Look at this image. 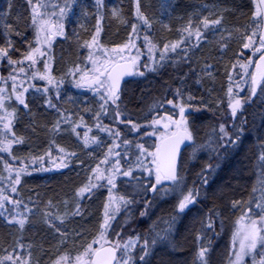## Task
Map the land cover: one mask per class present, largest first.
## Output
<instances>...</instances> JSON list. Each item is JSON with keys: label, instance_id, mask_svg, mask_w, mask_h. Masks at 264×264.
<instances>
[{"label": "trees", "instance_id": "16d2710c", "mask_svg": "<svg viewBox=\"0 0 264 264\" xmlns=\"http://www.w3.org/2000/svg\"><path fill=\"white\" fill-rule=\"evenodd\" d=\"M12 1L11 28L15 33H29L31 43L35 26L32 22L34 8L32 10L29 0ZM104 1L119 3L123 9L124 20L123 23L119 24L110 17L108 11L104 12L100 37L109 46L123 44L128 39L129 28L134 22L131 0ZM250 1L177 0V6L179 12H182V9L186 8L185 11H187L193 4L214 2L220 8L225 9L220 13L224 15V23L234 27L245 24L252 27L254 23L249 19ZM79 2V6L83 7L82 14L90 28L88 33H83L77 31L76 28H73L74 25L69 23L65 27L66 35L64 38L55 43L52 51V65L53 75L58 81L72 80L81 71L83 68L82 55L86 50L84 45L92 39L97 28V15L95 8L90 4L91 2L88 0H79ZM34 3L37 5V0H34ZM141 8L148 15L149 10L143 5ZM39 10L41 9L37 5L35 11L40 12ZM258 22H256V29L259 26ZM160 29H163L161 23H156L151 28V41L155 44H158L157 37ZM142 31H146L144 27ZM72 32L74 34H71ZM166 35L169 36L170 33L166 32ZM19 36L16 38L18 41ZM140 41L141 47L144 48ZM29 46L30 44L28 46H22L19 43L16 45V50L11 54V60L16 61L13 63L15 64L14 69H20V59L28 54L33 45ZM219 46L220 44L213 45L202 51L189 50L188 58L178 57V61L174 56H164L155 71L147 72L144 78L132 79L124 85L128 89L121 94L122 100L118 102L114 115L118 124L116 133L122 131L128 137L136 132L153 130L151 127L164 128L163 124L168 122L169 118L171 120L176 118V115L170 114L173 109L164 113L159 111L164 97L167 98L165 100L167 102L175 95L180 96L182 94L188 107L198 116V119L207 122L204 128L207 130V136L211 132L216 136L217 144L214 148L216 149L214 157L218 160L223 157V160L218 168H212L214 159L211 161L212 163L205 166L206 171L201 178L207 179L205 181L207 183L205 185L201 182V191L205 193V196L199 198L202 212L197 223L202 239L201 246L208 250L205 254V260L208 264L228 263L229 257L225 254L226 249L218 250L217 247L221 241L219 235H223V231L228 230L230 223L237 215V211H232L233 205H238L237 203L245 205L246 202L255 203L256 206L260 205L257 206L260 214L256 222L259 230L264 231V225H261L264 208L259 201L261 188H264V160L260 159L261 155L264 154V81L255 98L244 93L245 101L241 103L242 106L233 117L228 103L237 90L242 91V88H245L246 79L243 78L244 73L241 71L244 57L236 55L233 59L227 60L226 58L231 54V49L227 48L228 50L223 53ZM178 50L179 48L176 52ZM15 52L20 55H16ZM261 52H264V49ZM174 60L175 63H180L177 68L172 66ZM6 63V59L0 61L3 80L8 76ZM53 91L54 89L47 94L46 100H32L29 107L19 117L14 130L13 136L22 141L19 146L24 153V160H21L23 158L16 160L15 165L26 170L19 186L16 187L10 179H3L0 182V194L13 201L11 209L18 210L20 214L26 213L27 219L29 218L26 225L31 226V228L21 229L22 231L19 233L20 238L23 239L21 242L27 244L30 241L29 236L31 238L36 237L39 239L36 241L39 246H32L30 252L28 247L19 243L20 248L5 250L7 237L4 228L0 225V260H3V264H11V261L4 259V257L16 256L18 251H20L19 256L23 255L22 258H25L24 262L27 264H58V262L60 264L68 257L74 256L76 247L89 242L100 227V218H97L100 210L94 205L99 198L97 196L100 187L97 189L89 188L90 183L85 180L87 177L85 175L88 173L89 176H92L90 174L97 170L99 158L103 157L102 149H96L95 142L97 140L91 141L95 130H98L105 123L103 119L97 118L93 108H84L82 112L85 119L84 129L77 127L75 136L64 131L62 134L54 132L52 128L54 123L58 121L59 124L67 123L68 118L66 120L64 118L68 117L70 109L69 105L66 104L64 107L54 99ZM157 103L160 105L155 110ZM117 111L121 114L119 117L116 115ZM72 113H74L73 110ZM154 120H160V123L153 124ZM133 125L137 127L133 128ZM221 125L224 126L228 136L236 140L235 144L223 137L220 131ZM85 134L89 140L87 146L85 145ZM131 142H142V140H132ZM29 160L31 162L35 160V162L30 163ZM3 163L8 166L11 161L4 156ZM57 165L61 166L57 167ZM198 166L200 167L199 163L196 162L194 171H197ZM83 168L82 172H76ZM202 168L201 165L200 169ZM145 181V179H122L118 181L119 186L116 187L115 195L117 198H123L124 202H128L125 209L121 206L116 215H111L107 225L110 229L108 235L112 238V242L119 244L123 239L121 236L126 235L129 230H133L140 239L138 246L144 248L146 243H150L152 236H155L158 242L164 243L162 246L173 247L174 243L171 246L167 239L176 227L177 217L176 215L170 216V213L167 212V202L161 201V203H157L160 204L159 210L156 214L154 213L155 223H151V218L154 215L151 217V210L145 211L144 208L145 204L151 200L148 192L149 186L145 185ZM135 185L137 187H134ZM86 186L90 189L87 194L84 197L78 195L80 189ZM13 187L16 188L15 193L12 191ZM101 190L103 192V189ZM90 196L91 198H87ZM75 197L82 198L76 210L66 209L65 211L69 210V213L63 211V215L59 217L68 214L67 218L59 220L54 214V220H50L55 206L60 208L63 202L70 204ZM15 201H19V205H16ZM3 203L2 214L9 206L7 201H3ZM155 205L153 204V207ZM77 211L79 214L74 215L73 213ZM178 222L181 225L177 232L180 233L183 230V221ZM46 224H48L49 229ZM53 233L55 234L53 235ZM14 236L16 235L14 234L10 238L16 239ZM197 239L195 233L186 235L183 253L190 252L196 245ZM216 248L217 250H215ZM2 249L4 250L1 252ZM173 250L175 251V248ZM253 250L252 248L251 251ZM195 255L194 253L193 256ZM250 257L245 258L244 264H251ZM138 263L143 264V260Z\"/></svg>", "mask_w": 264, "mask_h": 264}, {"label": "rangeland", "instance_id": "374dc122", "mask_svg": "<svg viewBox=\"0 0 264 264\" xmlns=\"http://www.w3.org/2000/svg\"><path fill=\"white\" fill-rule=\"evenodd\" d=\"M88 1H90V4L95 8L97 15L96 24L100 30L103 23L104 12L106 11H108L110 17L116 20L119 24L123 23V9L119 3L106 2L104 0H100L99 3H97V0ZM12 2V0H1L0 3V49H4L7 52L6 56L0 54V61L6 59L7 63L5 66L8 73L7 78L2 81L0 87V147H4L8 141L17 140L14 138L13 134L22 112H25L32 100H46L47 94L52 89H54V99L60 102V105H64V107H66V104L69 105L70 109L67 123L59 124V131L56 130L57 122L54 123V126L52 127L54 132L62 134V131H64L75 136L76 133L73 132L72 129L76 125H80L79 127L84 129L85 127L83 123L85 122V119L82 115L84 108H93L96 111L94 114L96 113L97 118L103 119V122L105 123L103 126L99 127L98 130H95L96 132L93 136V138L97 140L95 142V146H97L96 149H102L103 157L99 158L96 167L97 170L90 174L92 176H89L88 173L85 175L87 176L85 180L90 183L89 188L97 189L100 187V191L98 192L99 195L97 196L99 198L94 204L100 210L97 217L100 218V227L96 230V233L89 242H85L81 246L76 247V254L74 256H71L70 258L68 257L60 264H91V258L94 252L88 251L89 246L91 245L93 250H97L106 244H112L117 248L119 256L116 264H122L123 261H127V264H139L138 262L141 261V256H144L143 264H202V261L199 258V253L202 249V239L200 228H198L199 226L197 227V223L202 212L199 198L200 196L204 197L205 193L201 191L202 189L200 186L201 182L205 185L207 183L205 182L207 179L201 178L206 171L205 166L212 163L211 161L214 159L215 161L212 168L215 169L220 167L219 165L223 160V157H220V160L214 157L216 153V149L214 148L217 144L216 136L212 132L207 136V130L204 129L207 122L198 119V116H196L188 107L186 99L182 97V94L180 96L175 95L172 99L167 100V102H165L167 98L164 97L161 105L157 103L155 105V110H157V108H159L158 105H160L159 111L161 113L173 109V112L170 113L176 115V118L174 117L173 120L180 119V107H184V117L187 121L186 126L193 136V144L181 155L178 167V180L174 182L164 181L163 183L156 185V191H152V185L155 184V165L152 163L153 157L147 155V153L156 151L160 136L167 134L166 130L158 126L151 127L153 130L150 129L149 131H142L139 133L134 132L135 134L131 137L126 136L125 132L119 131V136H117L116 127L118 124L114 115L118 102L122 100V95L119 96V100L112 103V101L108 100L105 95L107 85L101 87L99 84L92 83V81L94 77L99 75L95 69L111 67L118 61L131 60L132 57L137 56L138 59L135 63L136 74L134 80H139L142 77L144 78L147 72H153L156 70L163 60L161 59L162 55L174 56L176 60L178 57L187 59L189 56V50L202 51L213 45L220 44L219 49L223 53L228 49H231V54L226 58L227 60H231V58L233 59L236 55L241 56L244 57L242 65L246 66L241 68V71L244 73L243 78L246 79L245 88H242L243 92L237 90L228 103V107L232 113L230 104L234 103L237 99L243 103L245 101V98L243 97L244 93L251 96L250 80L253 65L256 58L261 53V51H254V49L259 47V32L261 27V14L256 15L258 11L260 13L257 1H250L249 19L254 23L252 27L249 24L234 27L231 24L224 23V15L220 13L225 9L220 8L219 5L214 2L193 4L187 11H185V8L182 9V12H179L177 0H131V11L134 17V22H132L129 28L130 33L128 39L123 44L109 46L101 39V31H99L97 35L96 28L93 35V37H96V42L93 43L92 37V39L87 41L84 45L86 50L82 55L83 68H81V71L78 72L75 78L72 80L68 79L65 82L63 80H56L53 75L52 51L55 43L63 39L66 35L65 27L69 23L73 24V28H76L77 31L88 33L90 27L87 24L86 18L82 14L83 7L79 6V0H37L38 8L41 10H39L40 12L37 11L39 15L35 16L36 23H34V36L31 39V43L29 40L31 37H29V33H15L11 28L12 21L10 15L12 11ZM30 4L32 10L34 7L35 10H37V5L34 3V0H32V3ZM141 5L149 10L148 15L142 10ZM137 7H139V13L147 20V23L140 19V16L137 14ZM61 8L65 9L63 13L60 11ZM204 19H207L208 21L220 19V24H209L208 28H205L203 24ZM41 21H47V23L43 25V31H40ZM256 22L259 24L257 29ZM156 23H161L163 28L159 30L160 33L158 32V44L153 43L150 36L151 28ZM61 25L62 27H60ZM134 25L135 31H133ZM143 27L144 30H146L145 32L142 31ZM197 27L200 28L202 32V37L199 41L195 38V35L189 36L188 31H186V29L194 30ZM166 32L170 33V37L166 35ZM252 33H255V36L252 37L254 43H252L249 48H244V43L248 42L245 37L251 36ZM71 34L74 33L72 32ZM17 35H20L19 41L16 39L18 38ZM139 40L143 43L144 48L141 47ZM18 43L22 46H28V44H30L29 47L33 45L28 54L32 53L36 48L40 49V52L33 53L35 63L31 60L25 59L28 54L20 59V69L23 68V72H21L20 69H14L15 64L9 63V60H11V54L16 50V45ZM89 44H92L91 48L88 47ZM172 44H177L178 47L175 50H172ZM125 45L128 47L125 48L123 53L113 51V49H120ZM165 45L169 46L167 50L165 49ZM178 48L179 50L176 52ZM175 52L176 54L174 55ZM15 54L20 55L16 52ZM122 55L125 56V59L120 58ZM90 56L91 59H89ZM93 60L95 61V65L93 64ZM179 64V62L175 63L174 60L172 66L173 68H177ZM85 73H87V75L81 80V77L84 76ZM140 73L143 74L141 75ZM42 75L49 76L53 82L49 83V80L41 79L40 77ZM13 77H15V79H13ZM104 79L105 77H100V80ZM78 81L81 84L80 87H77ZM25 88L27 89L26 92L23 91ZM45 89H47V91H45ZM127 89L128 87L124 86L122 93L123 91H127ZM21 92H23L22 98L25 104H27V107L16 99V96ZM106 100L107 103L105 102ZM169 101L172 103H169ZM72 110L74 113H72ZM6 123L9 124L10 130L4 128ZM171 127L174 128L175 125H172ZM101 128L107 130H101ZM114 131L115 133H113ZM138 139L142 140V142H131L132 140ZM117 144L120 146L116 147L115 145ZM138 145H143V155H141V150ZM110 149L111 154L109 153ZM116 153H119V155H116ZM4 156L10 159V165H4ZM23 157L24 153L21 150L19 143L17 144L13 142L7 151H0V182L3 179H10L14 182L18 173L20 181L22 180L26 170L19 165H15V162ZM137 157L144 161L143 166L138 165ZM21 160H24V158ZM105 161L107 162L105 163ZM116 161L120 162L118 167L121 168V172L127 170L130 166L133 167L134 170L132 176H124L121 173H117L115 171ZM33 162H35V160L32 162L30 161V163ZM196 162L199 163L200 167L198 166L197 171H194L193 168L196 166ZM201 165L203 166L202 169H200ZM146 169H152V174H149ZM82 170H84V168L78 169L76 172L80 173ZM109 178H112V184L108 183ZM122 179L146 180L145 185L149 186L148 192L151 200L145 204L144 208L145 211L151 210V217L154 213L156 214L157 210H159L158 208H160V204L157 203H161V201L167 202V212L170 213V216L176 215L177 217V223L175 224L176 227L172 230L171 236L169 235L167 239L171 246L174 243L173 247L162 246L164 243L158 242V239L155 236H152L150 243H146L144 248L138 246L140 239L135 235L133 230H129L126 232V235L121 236L123 239L122 242L119 243V247H117L116 242H112V238L108 235L110 229L108 227L102 228L106 219L105 206H108V222L111 219V215H116L121 206L123 209L126 208L127 204L115 195L116 187L119 186L118 181H121ZM100 182L102 183L99 184ZM113 184L115 185L114 187ZM15 186L18 187L19 184H15ZM134 187H137V185ZM101 189H103V192ZM261 189L262 192L259 194V201L263 204L264 208V188L262 187ZM189 192L194 194V200L192 203L187 204L183 211H180L178 205ZM86 194L87 191L83 193L82 197ZM87 198H91V196ZM80 200H82V198L75 197L70 204L63 202L60 208L55 206L53 209V215L50 216V220H54V214H56L59 220L67 218L68 214L63 217L59 216L63 215V211L69 213V210L65 211L66 209L70 208L76 210L81 203ZM11 204L12 203L8 202V208H6L4 213L0 215V225L4 228L7 237L5 250H12L15 249V247L18 248V244L21 243L20 245H25V247H28L31 252L33 247L39 246L36 243L39 239L36 237L31 238L29 236L30 241H28V243L26 242L27 244L21 242L23 240L19 236L20 231H22L21 228L18 223H9V220L13 217H15L16 220L23 217L25 218L23 228H31V226L26 225V223L29 222V218L27 219L26 213L20 214L18 210L11 209ZM153 204L157 205L153 207ZM237 204L238 205L232 206V211H237V215L230 223L228 230L223 231V235H219L221 241L217 248H219L218 250L221 248H223V250L226 249L225 254L229 257L228 263L226 264H244L247 256H251V264H263L264 242H262L261 238H264V231L259 230L257 222L255 225L258 229L256 247L253 248V251H251L252 248L247 247L243 252L241 251V241L244 236L251 231L253 227L252 221L258 220L260 211L255 203L246 202L245 205L242 203ZM57 211L59 213L58 215ZM0 213H2L1 209ZM151 220V223L154 224V221L156 220L155 215ZM178 221H183V230H181L180 233L177 232L178 227L181 225ZM261 221H264V216ZM262 222L261 225H264ZM46 227L48 228V224H46ZM101 233L104 234L103 238H101ZM190 233H195L198 239L196 241V247L193 246L192 250L185 254L182 251L185 243L184 238L186 235L189 236ZM14 234L16 235L14 236L16 239H11L10 237ZM54 234L55 233H53V235ZM247 243L248 242L245 241V244ZM125 245H128V247H125ZM259 247L261 248L259 249ZM173 248H175V251H172ZM217 248L215 250H217ZM3 250L4 249H2L1 252ZM137 252L138 254H136ZM17 253L18 255L16 256H19L20 251ZM194 253L196 254L195 256H193ZM238 256L239 259H237ZM19 257L20 259L16 260V264H27L24 262L25 258H22L23 255ZM78 257L80 258L79 260L77 259ZM204 262L205 264H208L205 257ZM10 263L12 264V262Z\"/></svg>", "mask_w": 264, "mask_h": 264}, {"label": "snow or ice", "instance_id": "6c2138e0", "mask_svg": "<svg viewBox=\"0 0 264 264\" xmlns=\"http://www.w3.org/2000/svg\"><path fill=\"white\" fill-rule=\"evenodd\" d=\"M99 2H100V0H97V3H99ZM29 3H32V0H29ZM260 3L264 4V0H260ZM60 11H61V13H63L65 11V9L61 8ZM137 14L140 16V19L144 20V22L147 23V20L142 15H140L139 7H137ZM259 14L260 13L258 11L256 13V15H259ZM38 15H39V13L35 11V7H34L33 23H36L35 16H38ZM46 23H47V21H41L40 31H43V25ZM203 24H204L205 28H208L209 24H212V25L220 24V19H216V20H212V21H208L207 19H204ZM60 27H62V25ZM99 31H100V29H99V27H97V35H98ZM133 31H135V25L133 26ZM186 31H188L189 36L195 35V38L198 41L202 37L201 29L198 27L195 28L194 30L186 29ZM253 36H255V33H252L251 36L245 37V39L248 42L244 43V45H243L244 48H249L250 45L252 43H254V41L252 39ZM145 39H147V38H145ZM95 42H96V37L94 36L93 37V43H95ZM88 47L91 48L92 44H89ZM127 47L128 46L125 45L120 49H113V51H118L120 53H123L125 48H127ZM168 47H169L168 45H165L166 50L168 49ZM177 47H178L177 44L171 45L172 50H175ZM261 49H264V35H262L260 37L259 47L254 49V51H261ZM36 52H40V49L39 48L34 49L32 53H29L25 57V59L31 60L33 63H35L33 53H36ZM0 54L6 56L7 52L4 49H0ZM120 58L125 59V56L122 55ZM89 59H91V56L89 57ZM137 59H138V56L132 57L130 64H127V65L114 63V66H112V67H104L103 69H100V68L95 69L99 73V75L94 77L92 83L99 84L101 87H105V85H107V87L105 89V95L107 96L108 100H111L112 103H115L117 100H119V95H118L119 79L125 73L131 74V67H133L135 65ZM161 59H164L163 55L161 56ZM259 59H260V61L264 62V52H261ZM9 63H16V61L9 60ZM93 64L95 65L94 60H93ZM242 67H246V66L242 65ZM257 69L259 71L260 79L264 80V63L258 64ZM77 70H79V69H77ZM20 71L23 72L24 69L21 68ZM140 74L142 75L143 73H140ZM86 75H87V73H85L84 76L81 77V80H83ZM101 76L105 77V79L100 80ZM40 78L49 80V83L53 82L52 79L47 75H42ZM13 79H15V77H13ZM109 81H111V84L108 83ZM252 83L254 86L257 84V76L256 75H252ZM80 86H81V84L78 81L77 87H80ZM23 91L26 92L27 89L25 88ZM45 91H47V89H45ZM252 91H253V94H255V87H253ZM229 92H231V89H229ZM22 97H23V92L18 94L16 96V99L21 104H24L25 107H27V104H25ZM105 102L107 103V100ZM169 103H172V102L169 101ZM52 106L54 107V105H52ZM241 106H242L241 101L238 99L234 103L230 104L233 117H235L237 110ZM184 111H185L184 107H180V119L179 120H171V118H169L168 122L163 124V127L166 130L167 134L160 136L161 143H160V145L157 146L155 152H148L147 153V155L153 157L152 163L155 165V173H154L155 174V184L152 185V188H151L152 191H156V185L161 184L162 181H177L178 180L177 171H176V156H177V153L179 151V147L185 140L190 141L192 139V134L186 126L187 121L185 120V117H184ZM116 115H117V117H119L121 114L119 111H117ZM64 119L66 120L67 117H65ZM159 123H160V120H154L153 121V124H159ZM172 125H175V127L172 128L171 127ZM79 126L80 125H76L72 129V131L75 132L76 128ZM136 127H137L136 125H133V128H136ZM4 128L10 130L9 124L6 123L4 125ZM56 130L59 131V121L57 122ZM101 130H107V129L101 128ZM220 131L223 134V137H226L230 143H232V144L236 143V140H234L232 137L228 136L223 125H221ZM77 135H79V134L77 133ZM116 135L118 136L119 132H117ZM13 142L20 143L22 141L20 139H17L15 141H8V143L4 147H0V151H7ZM91 142H95V138H92ZM88 143H89V140L87 139V135L85 134V145L87 146ZM115 146L119 147L120 145L117 144ZM138 147L141 150V155H143V153H144L143 145H138ZM61 151H63V149H61ZM109 153L111 154V149L109 150ZM116 155H119V153H116ZM260 159L264 160V154L261 155ZM106 162L107 161H105V163ZM119 163H120L119 161L115 162V165H116L115 171L117 173H121L124 176H132V172L134 170L133 167L130 166L127 170H124L121 172V168L118 167ZM137 163H138V165L143 166L144 161L142 159H140L139 157H137ZM60 166L61 165H57V167H60ZM64 166H66V165H64ZM146 170L149 172V174H152V169H146ZM97 178H99V177H97ZM19 182H20V176L18 173L15 180H14V183L19 184ZM108 183L109 184L113 183L112 178L108 179ZM114 186L115 185L113 184V187ZM93 187H94V185H93ZM88 190H90V189L86 186L85 188L80 189V191L77 194L82 196L83 193L85 191H88ZM12 191L15 192L16 188L13 187ZM121 199H123V198H121ZM193 200H194V194L192 192H189L186 196H184L183 200L179 203V205H178L179 210L183 211L184 208L187 206V204L192 203ZM3 201H8L9 203H13V201L9 200V198L7 196L0 194V209L4 208ZM127 202L128 201H125V203H127ZM14 203L16 205H19L20 202L15 201ZM257 206L259 207L260 205H257ZM105 207H106V219H105L104 224L102 225V228H106L108 225V216H107L108 206L106 205ZM73 214L77 215V214H79V211H77L76 213H73ZM0 215H2V213H0ZM12 222L18 223L19 227L22 229L24 227V224H25V218L21 217L19 220H16L15 217H13L11 220H9V223H12ZM252 225H253V227H252L251 231L249 233H247L244 236L243 240L241 241V251L242 252L245 250L246 247L247 248H255L256 247L257 235H258V229L255 227L256 221H252ZM209 227H211V225H209ZM103 235L104 234L101 233V238H103ZM161 238H163V237H161ZM261 239H262V242H264V238H261ZM245 241H247L248 243L245 244ZM117 247H119V244H117ZM125 247H128V245H125ZM88 251L94 252L96 257H100V252L93 250L91 245L89 246ZM103 251L107 254L108 257H110L111 260L116 259L114 249H103ZM207 251H208L207 248H202L200 253H199V258L201 259L202 264H205L204 257H205V254ZM4 259L11 261L12 264H16V260L20 259V257L19 256L14 257L12 255H8V256L4 257ZM77 259L79 260L80 258L78 257ZM140 259L143 260L144 256H141ZM237 259H239V256L237 257ZM0 264H3V260H0ZM58 264H59V262H58ZM91 264H110V260L105 258L103 261H101V260L92 261ZM122 264H127V261H123Z\"/></svg>", "mask_w": 264, "mask_h": 264}, {"label": "water", "instance_id": "95a60500", "mask_svg": "<svg viewBox=\"0 0 264 264\" xmlns=\"http://www.w3.org/2000/svg\"><path fill=\"white\" fill-rule=\"evenodd\" d=\"M258 4H259L260 10H261V28H260V35H259V39H260V37L262 35H264V4H261L260 3V0H258ZM259 57L256 59L254 65H253L252 75H256L257 76V84L255 86L253 85V83H252V76H251V98H254L257 95L258 90H259V87H260V84L263 81L262 79H260L259 71L257 69V65L258 64H261V63H264V62L260 61ZM130 62L131 61H120V62H117V63L122 64V65H127V64H130ZM134 71H135V69H134V66H133V67H131V74L125 73L124 75H122L120 77V79H119L118 93L121 91L123 84L126 81L130 80L133 77ZM1 80H2V74H1V70H0V85H1ZM109 84H111V81H109ZM253 87H255V94H253V91H252ZM160 143H161V140H160V142H159L158 145H160ZM191 144H192V139L190 141L189 140H185L180 145L179 151H178L177 156H176V171H178V164H179V160H180L181 154L187 148H189V146ZM103 249H114L115 250V257H116V259L111 260L110 257H108L107 254L103 251ZM96 251H99L100 252V257H96L95 254L93 253L92 258H91V261H96V260L103 261L105 258H107V259L110 260V264H115L116 263V260H117V251H116V249L112 245H110V244L104 245L103 247L97 249Z\"/></svg>", "mask_w": 264, "mask_h": 264}]
</instances>
